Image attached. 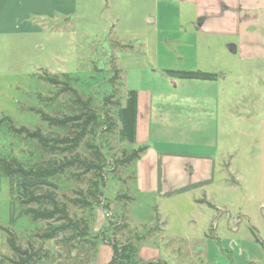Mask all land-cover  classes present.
I'll return each instance as SVG.
<instances>
[{"label": "rangeland", "instance_id": "1", "mask_svg": "<svg viewBox=\"0 0 264 264\" xmlns=\"http://www.w3.org/2000/svg\"><path fill=\"white\" fill-rule=\"evenodd\" d=\"M185 8L184 12L175 0H78L69 21L45 23L40 32L29 36L0 33V113L8 116L16 127L40 128L43 134L62 136L64 129L47 127L30 109L58 116L79 114L72 94H55L67 83L80 99H89L95 114L92 122L85 124L83 116L72 124L71 130H84L73 153L89 159L96 149L103 165L100 195L92 207L86 210L67 206L73 219L83 218L88 223V234L83 240H68L62 233L50 240L37 237L47 222L32 221L20 213L17 204L12 207L7 180L0 178V226L13 233L20 248L31 247L36 252L32 264H107L112 257L111 242L135 244L137 253L140 246L149 249L157 245L163 253L165 241L161 237L167 231H155L158 216L169 219V226L183 236L178 221L188 219L190 212L198 213L185 197L165 200L136 191L133 181L136 160L125 162L136 146L119 139L120 124L115 112L117 103L124 104L129 89L167 101L173 100V96L219 95V112L211 116L218 123L217 133L215 126L209 135L201 133L196 121L192 123L194 132L188 130V136L189 132L182 127H170L177 121L182 126L181 122H187V115L192 113L190 110L196 111L183 106L177 113L178 120L173 119L172 112L171 119L163 121V131H168L164 137L167 142L150 137L156 148L213 154L223 164L215 171L218 178H222L221 170L228 161L235 160L231 169L235 177L237 172H243V167L256 164L258 154H262L264 162V19L251 17L249 13L244 18L237 14V23L232 25L235 30L199 31L191 23L193 7ZM229 44L236 46V53L228 50ZM170 50L183 55L177 58L168 54ZM166 64H170V69L215 73L217 78L213 81L176 78L178 86L172 88V78L162 70ZM46 74L63 83L58 88L49 85L42 78ZM201 84L207 85V90ZM105 97L110 101H104ZM209 140L214 145L207 144ZM2 141L3 153L10 151L19 160L24 158L21 152L30 149L27 141L15 137L11 145L5 135ZM72 170L78 179L62 180L57 193L61 199L62 193L78 195L77 191L90 186L91 171H83L79 165ZM224 175L229 186L232 175L227 172ZM227 191L230 193L228 189L223 193ZM180 241L181 251L189 252L192 258L188 261L195 264L197 248L185 247L190 244L188 239ZM13 257L6 232L0 230V264H12ZM138 257L142 263L149 262L143 256Z\"/></svg>", "mask_w": 264, "mask_h": 264}, {"label": "crops", "instance_id": "2", "mask_svg": "<svg viewBox=\"0 0 264 264\" xmlns=\"http://www.w3.org/2000/svg\"><path fill=\"white\" fill-rule=\"evenodd\" d=\"M76 3L78 0H0V33L24 36L37 34L41 30L40 26L45 23L58 20L69 21L70 15L76 9ZM175 3H179L181 10L186 9L185 6L193 7L194 21L191 23L199 31L230 32L235 30L232 25L237 23V14L244 15V18L249 13L251 17L264 19V0H175ZM148 22L153 23V20L149 19ZM116 43L119 45L118 42ZM195 51L194 49L193 53ZM236 52L237 48L231 53ZM176 53L170 50L168 54H174L177 58L183 55L180 51ZM169 65L163 66L162 70L172 78L170 81L172 88L178 86V81L175 80L177 77L168 75L166 71H194L170 69ZM200 86L207 90V85L201 84ZM136 92V143L147 145L145 153L135 163L133 162V172H135L133 181L136 191L139 194H151L157 199L165 200L185 197L186 200H190L193 207L198 209L197 214L190 212L188 219H180V223L178 221V226L182 227V232L184 231L183 236L177 233V229L169 226V219L164 220L162 215L161 217L159 215L157 218L159 225L155 231L168 232L161 237V241L162 239L165 241L163 243L164 252L162 253L157 245H152L149 249L140 246L138 255L143 256L142 259L145 261L164 264H193L188 261L192 258L188 256L189 252L181 251L183 245H179L181 239L182 242L183 239H188L190 244H186L185 247L198 250L195 264H264V162L262 154H258L256 164L244 165L245 167L240 164L244 170L237 172L236 177L231 170L235 160L224 163L225 168L221 170L223 176L218 178L215 176V171L219 164L221 167L223 164L221 159L218 162L215 155L167 151L162 148L158 149L150 143L152 136L157 141H168L164 138L168 136V131H163L165 128L163 121L164 119L170 120L172 112L173 119L178 120L177 113L183 106L193 107L198 112L191 109L192 113L190 116L187 115V122L184 124L181 122L182 126L179 121L172 122L170 127L180 126L193 133L192 123L196 121L200 126L197 128L202 130L201 133L209 135L214 130V126L216 131L218 123L211 116L215 111L217 114L219 112V95L205 93L191 98L173 96V100L167 101L151 94L143 95L137 90ZM188 135L190 132L186 136ZM206 143L213 144L210 140ZM226 172L232 175L229 186L225 184L224 173ZM226 189L230 190V193L228 191L223 193ZM187 222L189 225H185ZM143 252L149 255H143Z\"/></svg>", "mask_w": 264, "mask_h": 264}, {"label": "trees", "instance_id": "3", "mask_svg": "<svg viewBox=\"0 0 264 264\" xmlns=\"http://www.w3.org/2000/svg\"><path fill=\"white\" fill-rule=\"evenodd\" d=\"M166 73L180 79H199V80H215V73L203 71H181L169 70ZM43 80L49 85L56 88L60 82L55 76L44 75ZM59 87L61 93L72 94V102L78 105L81 111L75 115H50L42 110L30 109L39 115L41 121L45 122L47 127L64 129L65 134L49 135L43 134L40 128L29 129L26 126L16 127L12 120L6 115H0V178L6 179L11 197L12 207L16 204L21 208L20 213L30 217L32 221H46L47 225L44 230L36 236L50 240L56 238L59 234H65L68 240H83L88 234V223L86 219H73L69 215L68 204L81 208L90 209L97 201L100 195V180L102 178L103 165L101 164V155L98 150L91 151V157L82 158L73 153L74 148L78 145L80 136L84 131H74L72 124L86 116L84 123L95 120V114L90 108L89 99L82 100L76 90L64 83ZM69 92V93H68ZM70 96V95H69ZM104 101L109 102V97H105ZM116 117L120 124L118 136L121 141L136 146L132 153L126 157L125 162L138 160L146 151L147 145L136 143V114H137V92L129 89L125 95L123 105H116ZM84 124V125H85ZM6 136L10 140L12 137L16 140L27 141L30 149L22 151L23 159H18L10 155V151L4 154V142L2 136ZM61 156V157H57ZM83 167V171H91L92 178L90 186L85 191H77L78 195L69 196L62 193L61 199L57 194L60 190L62 180L78 179V174L72 170L75 166ZM0 230L6 232L7 242L10 249L14 252L11 259L12 264H32L33 256L36 252L30 247L20 248L15 243V236L7 228L0 226ZM70 232V234H66ZM95 241L92 243L94 244ZM112 257L107 264H161L160 262L149 261L144 262L139 259L137 246L132 243L120 244L111 242ZM164 264V263H162Z\"/></svg>", "mask_w": 264, "mask_h": 264}, {"label": "water", "instance_id": "4", "mask_svg": "<svg viewBox=\"0 0 264 264\" xmlns=\"http://www.w3.org/2000/svg\"><path fill=\"white\" fill-rule=\"evenodd\" d=\"M228 48H229V50H230L231 52H235V50H236V48H235L234 45H229Z\"/></svg>", "mask_w": 264, "mask_h": 264}]
</instances>
